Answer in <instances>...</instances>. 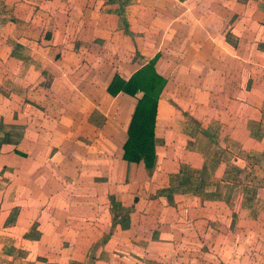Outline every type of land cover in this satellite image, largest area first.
<instances>
[{
	"label": "crops",
	"instance_id": "obj_1",
	"mask_svg": "<svg viewBox=\"0 0 264 264\" xmlns=\"http://www.w3.org/2000/svg\"><path fill=\"white\" fill-rule=\"evenodd\" d=\"M155 56L146 169L105 89ZM262 260L264 0H0V264Z\"/></svg>",
	"mask_w": 264,
	"mask_h": 264
},
{
	"label": "trees",
	"instance_id": "obj_2",
	"mask_svg": "<svg viewBox=\"0 0 264 264\" xmlns=\"http://www.w3.org/2000/svg\"><path fill=\"white\" fill-rule=\"evenodd\" d=\"M156 57L126 81L114 76L105 89L111 96L122 93L133 98L134 107L126 129L127 138L122 146V160L131 163L142 162L146 169L151 167L154 158L155 109L164 86L163 78L153 70ZM136 93H141L140 98L134 97Z\"/></svg>",
	"mask_w": 264,
	"mask_h": 264
},
{
	"label": "rangeland",
	"instance_id": "obj_3",
	"mask_svg": "<svg viewBox=\"0 0 264 264\" xmlns=\"http://www.w3.org/2000/svg\"><path fill=\"white\" fill-rule=\"evenodd\" d=\"M260 264H264V260H262V261L260 262Z\"/></svg>",
	"mask_w": 264,
	"mask_h": 264
}]
</instances>
